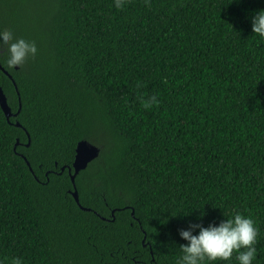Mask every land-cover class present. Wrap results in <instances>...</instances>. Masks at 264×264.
<instances>
[{
    "label": "trees",
    "instance_id": "1",
    "mask_svg": "<svg viewBox=\"0 0 264 264\" xmlns=\"http://www.w3.org/2000/svg\"><path fill=\"white\" fill-rule=\"evenodd\" d=\"M261 9L0 0V29L37 46L21 66L0 63L12 111L21 103L9 118L0 106V264H178V229L237 211L264 264V39L250 23ZM82 139L99 152L74 186Z\"/></svg>",
    "mask_w": 264,
    "mask_h": 264
},
{
    "label": "clouds",
    "instance_id": "2",
    "mask_svg": "<svg viewBox=\"0 0 264 264\" xmlns=\"http://www.w3.org/2000/svg\"><path fill=\"white\" fill-rule=\"evenodd\" d=\"M116 8L123 6V0H113ZM252 33L264 39V9L255 12L251 17ZM0 45L6 46L7 52L0 63L9 68L21 66L27 57L37 53L34 41L23 37H13L7 29H0ZM142 102L158 103L156 96H150ZM178 235L185 243L179 244L181 255L178 264H202L203 261L229 260L233 252L238 264H252L256 257L258 228L254 220L240 212L219 222H209L206 226L199 221L188 222L187 228L178 229ZM12 264H22L20 258L13 257Z\"/></svg>",
    "mask_w": 264,
    "mask_h": 264
},
{
    "label": "water",
    "instance_id": "3",
    "mask_svg": "<svg viewBox=\"0 0 264 264\" xmlns=\"http://www.w3.org/2000/svg\"><path fill=\"white\" fill-rule=\"evenodd\" d=\"M0 66H1V64H0ZM6 73L9 74L8 71H6ZM13 81H14V79H13ZM14 84L16 85L15 81H14ZM0 106L2 107L6 117L9 118L11 115H16L18 113V111L20 110V107H21V103L19 104V109L16 112H13L11 109V106L8 104L7 97H6L5 93L3 92L2 88L0 87ZM15 123L17 125L22 126V124L19 121H16ZM27 144H29V143H27ZM98 152H99V147L96 144L88 142L85 139H82L78 142L77 147H76V156H75V159L73 162L74 172L72 173L71 167L69 168V173L71 175L72 183L74 186L76 185L75 176L78 173V171L82 168H85L86 165L89 163V161L98 155ZM27 162L30 165L28 160H27ZM30 168H31V166H30ZM62 168H64V167H62ZM72 194L75 197L76 201L80 204L79 197H78V191L76 188H74L72 190ZM81 207L84 209H89V208H86L83 206H81Z\"/></svg>",
    "mask_w": 264,
    "mask_h": 264
}]
</instances>
